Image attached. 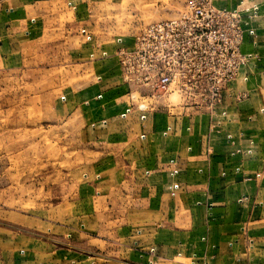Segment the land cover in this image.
<instances>
[{"label":"crops","instance_id":"0c3cea01","mask_svg":"<svg viewBox=\"0 0 264 264\" xmlns=\"http://www.w3.org/2000/svg\"><path fill=\"white\" fill-rule=\"evenodd\" d=\"M111 1L0 0V69L62 46L92 69L53 104L86 144L74 194L0 210V264H264V0L217 3L242 10L249 58L213 110L170 93L140 109L115 51L73 46Z\"/></svg>","mask_w":264,"mask_h":264},{"label":"rangeland","instance_id":"374dc122","mask_svg":"<svg viewBox=\"0 0 264 264\" xmlns=\"http://www.w3.org/2000/svg\"><path fill=\"white\" fill-rule=\"evenodd\" d=\"M99 5L98 11L89 14L94 27L87 31L98 45H108L109 52L128 45L117 39L133 40L142 27L169 17V9L177 7L158 0H114ZM77 32L73 46L82 48L88 41L80 29ZM53 41L51 36L48 42ZM48 50L59 54L60 61L43 60ZM45 53L38 56L40 61L26 53L25 60L17 61L18 67L0 69V210L38 211L52 206L74 194L80 178L86 144L73 119L57 117L53 104L66 88L89 80L92 69L89 63L70 59L64 46L47 47Z\"/></svg>","mask_w":264,"mask_h":264},{"label":"built area","instance_id":"2783aa9c","mask_svg":"<svg viewBox=\"0 0 264 264\" xmlns=\"http://www.w3.org/2000/svg\"><path fill=\"white\" fill-rule=\"evenodd\" d=\"M158 1L177 7L115 49L130 98L145 109L159 96L177 92L196 107L215 109L249 58L241 51L242 10L221 7L219 0Z\"/></svg>","mask_w":264,"mask_h":264},{"label":"bare ground","instance_id":"6f19581e","mask_svg":"<svg viewBox=\"0 0 264 264\" xmlns=\"http://www.w3.org/2000/svg\"><path fill=\"white\" fill-rule=\"evenodd\" d=\"M172 94H175L176 95V98L175 99H172V100H177L178 99V93L177 92H173L170 95H172Z\"/></svg>","mask_w":264,"mask_h":264}]
</instances>
